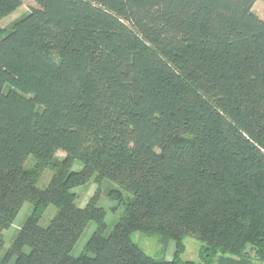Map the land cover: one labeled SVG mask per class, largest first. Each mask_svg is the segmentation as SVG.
Listing matches in <instances>:
<instances>
[{
	"label": "trees",
	"instance_id": "obj_1",
	"mask_svg": "<svg viewBox=\"0 0 264 264\" xmlns=\"http://www.w3.org/2000/svg\"><path fill=\"white\" fill-rule=\"evenodd\" d=\"M35 1L0 25V264H263L257 0ZM22 4L0 0V19ZM99 195L116 202L110 222ZM188 235L198 260L183 257Z\"/></svg>",
	"mask_w": 264,
	"mask_h": 264
},
{
	"label": "rangeland",
	"instance_id": "obj_2",
	"mask_svg": "<svg viewBox=\"0 0 264 264\" xmlns=\"http://www.w3.org/2000/svg\"><path fill=\"white\" fill-rule=\"evenodd\" d=\"M38 6L37 2L35 0H23V4L18 7L13 13L9 14L8 16H5L4 18L0 19V25L3 27H8L15 19L19 18L28 10H30L32 7ZM254 11L264 19V0H257L253 7ZM59 157H64L65 153L63 151L58 152ZM81 162H76L75 167L80 168L82 165ZM51 170H45L42 174V177L39 179L38 184L41 187H44L48 184L50 180V173ZM98 189L99 184L96 181H91L86 185L79 186L75 189V191L78 194V200L82 206L86 205L90 200L96 198L98 196ZM100 197L95 199L99 201V203L105 208L107 211V221H111V219L115 216V211L113 210V207L116 205V202L103 197L102 195H99ZM29 203H25L24 206L20 209L15 221L12 223V225L5 229L3 232V236L5 239L6 246L9 245L10 239L12 235L17 231V229L20 227L21 221L24 217V214L28 210ZM56 208L53 205H50L41 220V223L46 225L50 222L51 218L55 214ZM96 229V224L92 223L90 227H88L85 235L80 241L79 246V252L83 248L84 244L87 242L89 237L92 235L94 230ZM133 238L135 241H137L140 246L144 249L145 252L152 256H161V243L158 240V238H149L141 234L140 232H136L133 234ZM185 243V251L183 254V257L186 259H194L198 260L199 258V248L201 245V241L196 238L195 236L188 235L184 239ZM175 249L174 242H171L169 249L167 251L166 257H171L173 255Z\"/></svg>",
	"mask_w": 264,
	"mask_h": 264
},
{
	"label": "crops",
	"instance_id": "obj_3",
	"mask_svg": "<svg viewBox=\"0 0 264 264\" xmlns=\"http://www.w3.org/2000/svg\"><path fill=\"white\" fill-rule=\"evenodd\" d=\"M264 264V263H263Z\"/></svg>",
	"mask_w": 264,
	"mask_h": 264
}]
</instances>
